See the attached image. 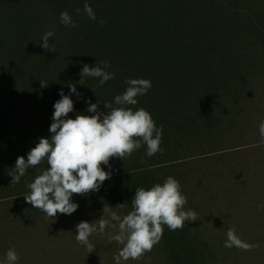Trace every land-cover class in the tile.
<instances>
[{"label":"trees","instance_id":"obj_1","mask_svg":"<svg viewBox=\"0 0 264 264\" xmlns=\"http://www.w3.org/2000/svg\"><path fill=\"white\" fill-rule=\"evenodd\" d=\"M86 2L95 12V20L89 19L84 11ZM234 2L47 0L49 11L31 6L21 10L15 4L1 11L0 205L23 219H31V225H35L43 212L26 202L25 195L30 192L27 185L48 165L45 161L26 170L19 183L11 184L9 173L14 171L17 157L27 159V153L39 138H50L53 105L61 98V90L74 102L69 118L78 113L93 115L87 110V101H99L100 111H108L104 109L105 103L117 107L115 96L126 90L127 78L151 80L147 93L138 96L137 104L129 107L146 109L156 126H162V152L148 157L147 146L142 143L124 160L111 158L102 167L119 168L118 172L109 170L110 178L98 191L89 194L117 201V207L126 215L132 210L137 187L148 189L156 183L163 184L168 176L179 181L193 159L187 155L193 143L190 136L204 131L206 123L202 118L219 105L213 98L217 90L230 86L229 76L220 77L219 70L210 63L211 47L199 51L205 43L193 48L186 43L197 42L202 34L207 41L210 33L229 38L224 30H230L227 27L241 15ZM64 11L76 27L61 23L60 14ZM101 20L105 22L101 24ZM51 22L57 25L49 38L50 46L56 48L54 52L41 46V38L49 31ZM104 60L110 64L107 70L115 74L113 79L99 86L97 78L85 77V85L79 84L84 64L94 67L97 61ZM41 81L48 83L41 87ZM71 84L76 86L79 96L71 93ZM118 204L124 207L121 209ZM163 227V237L168 242L175 241L177 234L183 232ZM184 259L183 264H195L191 254Z\"/></svg>","mask_w":264,"mask_h":264},{"label":"rangeland","instance_id":"obj_2","mask_svg":"<svg viewBox=\"0 0 264 264\" xmlns=\"http://www.w3.org/2000/svg\"><path fill=\"white\" fill-rule=\"evenodd\" d=\"M20 1L0 0V12L10 4L21 10L31 6L49 11L47 0ZM234 1L241 15L227 27L230 30L225 28L229 38L210 33L207 41L202 34L197 42L186 43L190 48L205 43L199 51L211 47L210 63L220 77L230 79V86L219 88L213 97L219 105L202 118L204 131L190 136L193 143L187 155L193 159L179 179L187 197L184 210L195 211L197 220L185 221L175 241L168 242L163 235L140 259L121 260V264H183L186 254L195 264H264V207H260L264 205V138L259 132L264 120V0ZM56 29L49 23V31ZM72 201L78 208L71 215L57 213L54 218L43 212L35 225L0 205V264H5L9 249L19 256L16 264H116L114 257L122 245L110 237L117 234L118 222L111 221L115 228L97 230L89 237L95 247L91 253L75 235L81 221L98 226L104 205L123 217L117 201L89 193L73 194ZM230 227L243 241L257 246L250 251L224 247Z\"/></svg>","mask_w":264,"mask_h":264},{"label":"clouds","instance_id":"obj_3","mask_svg":"<svg viewBox=\"0 0 264 264\" xmlns=\"http://www.w3.org/2000/svg\"><path fill=\"white\" fill-rule=\"evenodd\" d=\"M79 9L77 12L79 13ZM84 11L89 19L95 20L93 8L86 2ZM60 21L65 26L76 27L75 22L67 11L61 12ZM105 21L101 20L103 24ZM54 35L47 31L41 38L42 47L49 51H56L54 45L50 46L49 38ZM108 61H97L94 67L84 64L80 73L79 84L85 85V77L97 78L99 86L113 79L115 74L109 72ZM48 82L41 81V87ZM126 90L115 96L113 103H105L104 109L99 110L97 103H88V112L93 115L78 113L75 118L68 114L74 110V102L70 95L60 92V99L53 107L54 113L49 131L50 138L41 137L35 147L24 156H18L14 171L9 173L11 184L20 182L26 170L47 163L46 169L40 170L33 182L27 187L29 194L25 195L26 202L33 208L44 212L48 217H56L57 213L71 215L78 208L72 201L73 194L84 195L98 191L103 182L110 178L111 173L106 172L102 165H108L113 157L124 160L134 151L141 148L142 143L147 146L146 155L151 157L162 152V126L157 127L151 114L144 108L133 110L137 104V97L145 95L151 88V80L146 78L124 80ZM94 92V89H92ZM71 93L80 95L75 85H70ZM95 93V92H94ZM260 136L264 138V120L259 123ZM143 160L141 161V163ZM187 197L181 191L180 182L168 176L163 184L156 183L145 189L137 187L131 201L132 210L121 217L116 211L104 205L103 216L97 224L81 221L76 225L75 239L87 248L88 253L95 250L89 237L97 230L103 233L109 226L115 228L118 222V232L111 235V239L122 245L118 255L114 257L116 264L121 260H138L146 252L160 242L164 227L175 231L185 226V221L197 220V213L184 210ZM122 209L124 204H118ZM264 207V205H260ZM227 239L224 247H236L250 251L257 245L243 241L234 228L227 230ZM19 256L15 249L6 253L5 264H16Z\"/></svg>","mask_w":264,"mask_h":264}]
</instances>
